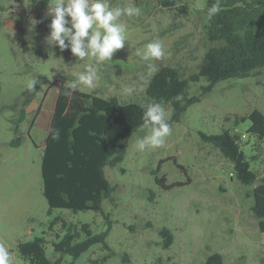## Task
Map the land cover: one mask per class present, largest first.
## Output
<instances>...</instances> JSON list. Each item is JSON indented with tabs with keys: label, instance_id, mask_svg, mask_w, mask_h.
Here are the masks:
<instances>
[{
	"label": "rangeland",
	"instance_id": "obj_1",
	"mask_svg": "<svg viewBox=\"0 0 264 264\" xmlns=\"http://www.w3.org/2000/svg\"><path fill=\"white\" fill-rule=\"evenodd\" d=\"M206 1L182 0L167 8L160 0H109L110 7H139L141 14L119 19L126 26L124 47L112 60L97 63L91 56L76 57L70 46L61 50L56 42H48L52 19L47 15L48 0H0V244L8 249L13 264H29L20 256L18 244L42 234L49 242L47 256L58 257L51 242L64 229L61 222L49 228L58 215L71 223H90L95 233L108 227L101 212L48 213L41 164L58 78L76 82L77 74L93 66L96 87L78 84L79 89L105 98L116 96L122 103H151L145 89L154 71L175 66L188 78L198 71L210 45L220 44L209 41L206 34ZM156 41L164 51L161 59L145 61L137 54ZM65 43L70 44L67 38ZM207 85L205 78L190 83L189 95L201 99L169 125L170 134L161 146L139 149L136 141L152 133V126H141L127 140L124 160L105 167L106 177L117 186L115 201H103L112 219L107 241L113 254L107 264H202L214 252L223 255L225 264H264V232L252 211L254 185L240 182L232 162L200 135L229 130L251 168L264 177V139L250 134L251 120L242 119L254 109L264 113V68L247 77L221 80L204 92ZM129 87L134 89L131 94L124 91ZM28 98L27 115L20 121ZM161 106L171 119L173 108ZM16 138L19 145L13 144ZM162 176L167 184L182 185L164 189L156 181ZM164 227L173 234L168 248L160 236ZM106 253L95 246L76 264H93ZM70 260L65 256L63 264Z\"/></svg>",
	"mask_w": 264,
	"mask_h": 264
},
{
	"label": "trees",
	"instance_id": "obj_2",
	"mask_svg": "<svg viewBox=\"0 0 264 264\" xmlns=\"http://www.w3.org/2000/svg\"><path fill=\"white\" fill-rule=\"evenodd\" d=\"M182 0H160L162 6L175 7ZM221 10L211 18L208 9L217 0H207L204 11L208 24L206 34L211 42L199 64L198 71L188 78L181 75L175 66H161L150 76L145 93L151 103L170 105L174 110L170 125L178 122L188 107L199 101L200 95H189L191 82L202 78L208 81L204 92L212 90L215 84L229 78H242L255 70L264 68V0H219ZM60 84L48 134L42 155L41 173L43 195L48 201V213L54 209L78 211L92 210L101 212L108 223L105 231L95 233L90 223L75 224L61 215L51 220L49 228L62 223L64 231L56 232L52 240L53 251L58 257L54 260L47 256L49 243L44 234L35 236L18 244L20 256L29 264H63L69 256L68 264L76 261L91 248L102 246L107 251L93 260V264H107L112 257L113 248L107 241L112 228L110 213L103 209V201L110 199L116 190L105 175V167H115L124 160L128 150L127 140L141 126H152L144 118L148 104L138 102L122 103L116 96L102 97L86 90L72 91L71 97L65 96V76L58 78ZM179 97V99H177ZM21 110L20 121L27 115L25 106ZM38 109L37 113L39 112ZM242 119H250L248 132L258 139H264V113L258 109L251 111ZM153 127V126H152ZM59 130V139L52 138V130ZM203 140L212 143L228 158L240 182L254 185L252 211L259 219L260 231L264 232V177L251 168V163L241 149L236 137L229 130L218 134L200 132ZM16 138L13 144L19 145ZM162 160L160 162L163 163ZM176 162V160H175ZM184 169L183 165L178 164ZM164 189L182 185L181 182L166 183L165 176L156 177ZM164 248L173 243V234L168 227L160 231ZM202 264H225L219 252L210 254Z\"/></svg>",
	"mask_w": 264,
	"mask_h": 264
},
{
	"label": "clouds",
	"instance_id": "obj_3",
	"mask_svg": "<svg viewBox=\"0 0 264 264\" xmlns=\"http://www.w3.org/2000/svg\"><path fill=\"white\" fill-rule=\"evenodd\" d=\"M220 8V2L213 4L208 9V16L216 15ZM139 7H110L109 0H48L47 15L51 16L49 25L51 32L47 37L49 43L56 42L61 50L71 47V52L83 60L91 56L97 63L112 60L113 54L124 47L125 28L123 23H118L122 16H139ZM70 17V20L67 19ZM33 24L38 23L35 19ZM71 27H68V24ZM74 30V31H73ZM91 30V32H90ZM68 39L70 44L65 43ZM145 61L159 60L164 56L160 42H150L142 53ZM149 67H154L149 65ZM76 82L64 85L65 96L71 97L73 92L69 89H77V85L87 86L89 89L96 87L97 69L89 66L86 72L76 75ZM133 88L124 89L128 94ZM179 99V97H177ZM145 107L144 118L146 123H151L152 133L142 140H137L136 145L144 150L145 145L152 148L161 146L164 138L170 134V126L166 122L164 108L159 103H150ZM52 138L59 139V130H52ZM0 264H13L8 249L0 244Z\"/></svg>",
	"mask_w": 264,
	"mask_h": 264
},
{
	"label": "water",
	"instance_id": "obj_4",
	"mask_svg": "<svg viewBox=\"0 0 264 264\" xmlns=\"http://www.w3.org/2000/svg\"><path fill=\"white\" fill-rule=\"evenodd\" d=\"M236 137V136H235ZM236 139H237V137H236Z\"/></svg>",
	"mask_w": 264,
	"mask_h": 264
}]
</instances>
